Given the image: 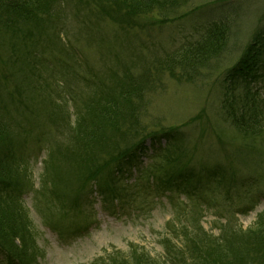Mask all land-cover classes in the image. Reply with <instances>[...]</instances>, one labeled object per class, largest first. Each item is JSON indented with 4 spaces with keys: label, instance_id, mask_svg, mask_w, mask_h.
Listing matches in <instances>:
<instances>
[{
    "label": "rangeland",
    "instance_id": "rangeland-1",
    "mask_svg": "<svg viewBox=\"0 0 264 264\" xmlns=\"http://www.w3.org/2000/svg\"><path fill=\"white\" fill-rule=\"evenodd\" d=\"M100 1L54 0L50 28L42 26L35 40L20 42L18 54L11 50L8 37L0 46L3 111L12 131L29 137L20 161L25 192L19 200L29 211L39 244L37 264H111L117 256L147 255L163 262L164 241L170 237L177 243V236L182 238L180 233L185 232L181 226L202 225L216 236L227 221L237 231L253 227L264 212V133L252 137L238 132L224 114L219 85L211 80L189 84L165 75L158 90L148 95L147 117L179 127L191 144L198 142L199 154L209 164H221L243 178L240 192L231 200L204 190L193 195L177 188L158 189L156 177L148 170L154 146L150 143L147 150L112 172L110 180L82 186L80 206L60 210L43 194L50 186L45 162L50 172L51 151L75 143L72 128L78 110L86 95L95 93L99 78L110 80L111 69L121 66L138 73L142 66L174 51L206 12L159 24L155 17H140L146 25L138 27L101 13ZM206 1L192 0L181 9ZM234 1L242 2L247 12L241 27L245 36L262 16L264 0L216 2L226 10L225 3ZM222 60L225 63L227 58ZM258 89L264 96V86ZM166 141L163 138L160 144ZM63 175L65 193L79 190L82 184L77 179L68 172ZM114 184L117 189L111 194L108 188ZM178 228L182 229L179 234ZM4 257L0 251V264H7Z\"/></svg>",
    "mask_w": 264,
    "mask_h": 264
},
{
    "label": "trees",
    "instance_id": "trees-1",
    "mask_svg": "<svg viewBox=\"0 0 264 264\" xmlns=\"http://www.w3.org/2000/svg\"><path fill=\"white\" fill-rule=\"evenodd\" d=\"M190 1H100L101 13L138 27L146 25L139 21L140 17H155L159 24L206 12L194 25L195 31L181 37L174 51L142 66L138 73L129 66L111 69L110 80L99 78L95 93L86 95L72 128L75 143L51 151L50 172L45 162L50 186L43 194L53 199L60 210L80 206L82 186L108 177L110 180L112 172L147 150L148 141L154 144L151 173L156 177L158 189L177 188L193 195L204 190L223 194L229 200L238 193L243 178L239 179L236 172L221 164H209L200 156L198 142L191 144L179 127L162 125L147 117L148 95L158 90L165 75L189 84L211 80L221 89V105L232 126L244 136L264 133V96L256 87L259 83L264 86V12L244 36L241 27L247 12L242 2L225 3V10L217 5L219 0H207L183 11L181 8ZM53 2L0 0V46L8 37L12 41L11 50L18 54L20 42L35 40L42 26L50 28L47 24L51 25L50 18L54 17ZM225 57L227 60L222 63ZM1 86L0 83V91ZM2 99L0 93V251L19 264H36L39 244L29 211L19 200L25 191L20 161L29 137L27 133L12 131ZM203 114L202 109L198 118H203ZM163 138L167 140L164 145L160 144ZM63 172L82 184L79 190L65 193L61 188L65 183ZM108 189L114 194L117 186ZM227 225L228 221L219 236L209 234L202 225L181 226L186 233L178 228L182 238L177 236V243L170 237L164 241L167 253L163 262L154 258L152 261L149 255L133 259L117 256L111 259V264H264V212L246 230L237 231Z\"/></svg>",
    "mask_w": 264,
    "mask_h": 264
}]
</instances>
